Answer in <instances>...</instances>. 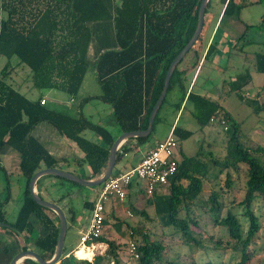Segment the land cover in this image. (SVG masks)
<instances>
[{
	"label": "trees",
	"instance_id": "1",
	"mask_svg": "<svg viewBox=\"0 0 264 264\" xmlns=\"http://www.w3.org/2000/svg\"><path fill=\"white\" fill-rule=\"evenodd\" d=\"M202 1L115 0V9L111 12L103 0H0V58L8 61L0 70V152L5 146L16 150L21 156L19 168L26 178L25 200L15 221L8 220L4 210L5 201L0 203V232L10 230L13 233L19 243L17 250L21 252L35 249L43 259L49 261L56 252L60 235L58 217L52 210L33 200L29 184L36 172L44 168L59 167L65 159L53 157L32 135L35 126L42 121L51 124L84 152V161L92 175L101 176L107 168L110 149L116 139L106 127L87 118L82 108L87 103L99 100L113 109L122 132L146 130L168 69L196 30ZM211 1L206 16L211 9ZM240 8L236 0H228L223 17L235 15ZM104 20L114 22L117 47L105 51L91 64L87 60L91 41L89 23ZM201 38L202 36L199 40ZM199 40L189 53L195 49ZM214 49L215 46L211 43L206 56L212 54ZM14 59L17 60L15 66L12 65ZM180 64L172 76L168 93L173 85L180 84L183 94L177 104L178 110L187 99L193 103L194 117L201 127L208 126L213 119H218L223 128L227 127L226 132L230 133L227 156L221 161L213 157L212 153L208 160L198 157L183 158L178 161L177 172L170 178L167 186L157 187L152 195H148L142 185L138 188L140 193L148 197L147 205L154 209L164 234L165 230H173L184 246H195L207 256L230 248L239 257L220 262L209 258L206 261L191 258L188 263H184L179 261V254L176 253L168 260L166 241L163 238L154 239L148 227L138 224L124 232L123 221L114 217L115 223H111L105 214L103 232L94 241L106 245L107 250L102 256L94 258L95 264H101L106 258H113L114 264H120L125 248L134 264L253 263L256 240L264 228V214L261 213L264 211V146L252 149L247 143L241 142L239 123L221 109L217 101L193 91L188 93L183 84L186 70H180ZM18 66L29 68L28 77L33 88L43 93L52 89L59 90L73 99L78 97L87 74L93 69L100 91L95 96L83 99L77 112H63L49 106L47 102L42 105V98L30 101L9 82L8 79ZM255 68L264 74V54L256 55ZM251 78L250 73L237 75L229 82L231 91L243 99L240 92L251 82ZM260 97L261 93L255 99L247 100L257 114L264 110V103L259 102ZM166 100L167 97L156 116L151 135L156 124L163 120L160 113ZM88 131L94 132L100 141L87 138ZM173 131L179 139L192 136L191 131L177 125ZM151 135L147 138L130 139L122 145L116 164L130 150V141L136 140L139 145L146 144ZM210 165L216 169L213 174H210ZM241 165L247 167L245 193L241 201L244 210L239 215L230 207L226 216H222L226 204L223 198L225 190L218 182L220 175L228 171L225 186L231 189L235 181L229 170L239 171ZM205 181L212 182L213 190L207 201L201 204L199 200ZM133 186L135 184L130 190ZM84 205L93 210V203L86 201ZM192 207L206 209L205 212L213 218L214 227L227 231L228 240L208 235ZM182 211L186 212L185 217H182ZM130 212L131 216L149 219L146 210H139L135 205H132ZM70 214L73 226L76 224L73 208H70ZM113 215L111 213L112 217ZM33 217L35 221H32ZM37 225L43 227L44 233L36 235ZM113 230L123 238L128 236V242L121 244L111 239ZM31 241L34 249L28 246ZM1 250L6 254L12 251L7 246H3ZM72 251L73 249L66 251L59 264H92L88 260H79ZM27 261L39 264L31 258L24 259L22 264H29Z\"/></svg>",
	"mask_w": 264,
	"mask_h": 264
},
{
	"label": "rangeland",
	"instance_id": "2",
	"mask_svg": "<svg viewBox=\"0 0 264 264\" xmlns=\"http://www.w3.org/2000/svg\"><path fill=\"white\" fill-rule=\"evenodd\" d=\"M215 3H217V0L211 1V9H209V12L206 16L204 28L201 34L202 38L199 40V43L196 47H198V45L202 42H206L207 39H209V36L211 35L213 28L217 22L220 10H218ZM238 3L241 8L237 11L234 17H230L228 15L225 18L222 17L217 27V30L219 28L218 33L216 34V41H218L222 36L228 35L224 34L225 31H229L232 37L236 38V44H238L237 48H229V50L233 52V63L231 61V66H233V68H229L228 73L224 75H217L216 72H213L211 70V67L207 65L203 69V72L199 77L193 92L196 94H202L204 96L208 94L209 96H212L213 99H216V101L220 105V108L229 113L230 116L237 123H239V140L241 142H244L245 144L247 143V145L251 146L252 149H254L259 145L264 146V110L259 114L255 113L253 107H251L247 103V100L255 99L256 96L261 93L259 102L264 103V74L259 73L255 68L256 55L264 54V0H240V2ZM190 60L191 58L189 54L185 57L179 68L187 66ZM13 62L16 63L17 60L14 59ZM18 72H21V77H19L18 74L13 73L8 79L9 82H13V80L17 79H25L26 82V80L28 79V74L30 72L29 68L23 66V69L19 70ZM244 73H250L252 78L251 82L240 92V94L243 96V99H241L236 92L231 91L229 82L232 80V77H234L235 79L237 75ZM193 74L194 71H191V69H189L188 72L186 71V74H183L185 76V80L183 81L185 87L189 86ZM182 94L183 93L180 90V84L173 85L167 95V100L160 113V117L161 119L163 118V120L156 124L155 131L153 135H151L149 141L146 144H142V151L148 150L157 142L163 141L168 137L173 120L175 119L176 114L179 111L178 108L174 106V103L178 101L180 102ZM191 105L192 102H189L186 107L185 105L183 106L178 118L177 126L191 131L192 136L187 139L178 138V147L175 151L176 158L178 160H181L183 158L198 157L200 159L203 158L205 160H208L210 158V153H212L213 157L217 158L220 161L223 160L227 156L230 133L226 132V130L223 128L224 126L218 119H216L215 122H211L206 127H201L194 117V112L191 111ZM1 158L4 159V156ZM11 160V164H14V167L10 164L8 166V169H10L11 172H14V168L16 166H19L18 162H16L17 156L11 158ZM1 164L2 162H0V200H5L4 198L7 195L8 188L6 189V192H2V190H4L3 188H6V186H9L10 184L12 186L10 190L12 192H15L16 188L14 185L16 184L18 176L14 172L13 177H11V181H8L7 176L9 175H7L8 173L5 172V170L2 168L4 165ZM121 164L122 163L118 161L117 165L115 166L114 172H117V170L119 169H122L124 171V169L128 168V165H126V161L124 162L123 166H121ZM84 166L85 170L87 171L88 166ZM59 168L61 170L63 169L64 171L65 169H67L65 164L59 165L58 169ZM210 168V174L216 172V169L214 167L211 166ZM246 169V165H241V169L239 171H236L234 169L229 170V172L232 173L235 181L231 189H228L225 186L227 175L226 173H228V171H224L223 174L220 175V179L218 182L219 185L225 190L223 198L226 204L225 209H223L221 213L222 216H226L227 211L228 209H230V207L236 214L241 215V213L243 212L244 209L241 206V201L243 200L245 193ZM76 171L79 172V169L77 168ZM60 180L63 181V183H65L66 185H70V187H73L75 189L77 188L81 191V194L79 193V196H70L71 199L69 198L71 200V206L74 211L77 225L76 227L71 226V221L69 218V231L67 232L64 247L65 254L66 251H71V249L75 250L76 248H78L81 235L82 233L86 232L88 228L91 214V210L85 207L84 202L88 201L95 204L98 200V193L101 191L102 185L97 187H84L74 184L65 179ZM137 182L140 185H143V181L137 180ZM137 184H135V186H133V188L130 190V198L128 197L122 203L113 199L110 203L107 204L106 215H108L111 223H115L114 217L123 221L125 223L123 227L124 232L130 230L131 226L136 227L138 224L145 225L153 233L152 236L154 239L160 240L163 238L166 241V250L169 254V257H166L168 258V260H170L176 253L179 254V261L184 263H188L191 258L198 261H206L211 259L216 262L232 261L238 259L239 256L230 248L225 251L220 250L217 253H211L210 256H207L202 250L197 249L195 246H193L192 248L184 246L183 243H181V239L176 236L173 230H165L164 234L162 227L156 219L154 209L152 207H148L147 205L148 197H145L142 193H140L138 186H136ZM58 187L63 188L62 186ZM48 189L51 190L52 187H48ZM212 190V182L205 181L204 191L199 200L201 204L203 201H207ZM132 205H135V207H137L139 210L145 209L149 215V219H145V217L142 218L135 215L129 216L128 211L130 212ZM10 208L12 209V212H14V216L17 212H19L17 206L14 209L13 205H11ZM192 208L195 215L198 216L201 226H203L208 235L212 234L216 238H222L225 241L228 240L227 231L217 226L214 227L213 218L210 217L211 215L205 212L206 209H197L195 207ZM111 213L114 214L113 217L111 216ZM261 213L264 214V211H262ZM181 215L182 217H185L186 212L182 211ZM9 216L11 219L13 218V215L10 214ZM262 220L264 223V215L262 216ZM38 232L40 233L39 228L37 229L36 235H39ZM163 235L164 237H162ZM128 238V236L123 238V236L118 234L115 230L112 231L111 239L115 240L117 243H127ZM15 239L16 238H14L13 235H9L8 238H1L0 247L7 245L11 249L15 246L16 248H18L19 243ZM32 241L28 243L30 249H34ZM13 242H15L17 245L10 244ZM256 242V252L254 254V260L252 264H264V228L260 232V237L256 240ZM16 248H13L12 252L9 253V257L4 261V264H10L15 255L20 252ZM106 250V245L101 249L96 250L91 259H84L83 257H79L78 255L77 256L79 257V260H88L91 261L92 264H95L94 258L102 256ZM129 256L130 255L128 253V249L125 248L124 251H122L120 264H134L133 260L130 259ZM114 262L115 260L113 258H106L101 264H114ZM22 263L23 261L20 262V264ZM0 264H2L1 261ZM65 264L69 263L65 262Z\"/></svg>",
	"mask_w": 264,
	"mask_h": 264
},
{
	"label": "crops",
	"instance_id": "3",
	"mask_svg": "<svg viewBox=\"0 0 264 264\" xmlns=\"http://www.w3.org/2000/svg\"><path fill=\"white\" fill-rule=\"evenodd\" d=\"M103 1L107 5V7H109L110 11L113 12L115 9V4H116L115 0H103ZM238 2H240V0H236L237 5H239ZM227 3H228V0H217V3L215 4L218 10H220V12L218 15L217 22L213 28V31L211 35L209 36V39H207L206 42H202L201 44H199L198 47H195V49L191 51V53H189L191 60L188 63V65L180 68V70H186L187 72L189 69H191V71H194V74H193L192 79L190 80L189 86L186 87L188 90V93L194 90L196 83L203 72V69L207 65H209L211 67V70L213 72H216L217 75L218 74L224 75L228 73L229 68H233V66H231V64L233 63V55H232L233 52L230 51L229 48L231 47L237 48L238 44H236V38L232 37L229 31L227 32L225 31L224 34H228L229 36L228 35L222 36L218 41H216V37H217L216 34L218 33V30H219V28L217 30V27H218L220 20L223 17V12H224V9ZM234 16L235 15L230 16V17H234ZM89 25L91 27V41H90V45H89L88 52H87V60L91 64H93L94 61H96V59H98V57L102 53L116 48L117 41H116V35H115L114 22L112 20L91 22L89 23ZM211 43L214 44L215 49L212 52V54H210L209 56H206ZM13 61H12V65L15 66L17 62L14 63ZM7 62L8 61L6 58H3V59L1 58L0 70L7 64ZM21 69H23V66H18L16 70L14 71V73L18 74L19 77H21L20 75L21 72L24 71L23 70L21 72H18ZM232 80H234V77H232ZM10 83H12L13 86L19 89L22 93H24L25 96L30 101H37L39 98H42L46 100L49 106L55 109L61 110L63 112H71V113H75L77 112V110L81 108L80 104L83 101V99L89 96H95L100 91L99 83L97 81V78H96V75L93 69H91L89 73L87 74L83 82V85L81 87V91L78 97L75 99L71 98L64 92H61L55 89L48 90L45 93H43L39 91L38 89L32 87L33 83L29 77L26 80V82H25V79H17V80H13V82H10ZM199 95H202V94H199ZM206 96L211 98V100L216 101V99H213L212 96H209L208 94ZM189 102L190 101L185 99L182 106L179 108V111L176 114V117L173 120V123L171 125L169 135L174 130V127L178 125L177 124L178 118L182 111L183 106L185 105L186 107ZM179 103H180L179 101L175 102L174 106L177 107V104ZM82 110H83L84 115L87 118L91 119L94 123L101 125L103 127H106L110 131L112 136L115 137V139H117L121 134L124 133L119 127V124L117 122L113 109L109 105L99 100H94L90 103H87L82 108ZM191 111L195 112L193 103L191 105ZM32 135L50 152V154L53 157L57 159H65V161L61 162V164H65L67 167L65 171L75 173L76 175H79V176L83 175L84 178L91 179V180H95L100 177V176L92 175V172L88 164L84 161V157H85L84 152L74 142H71L70 140L62 136L48 122L46 121L39 122L33 129ZM86 136L87 138L95 142L100 141V139L96 136L94 132L88 131L86 133ZM128 141H126L124 144H126ZM128 147L130 150L125 152L119 160V162L122 163L121 166H123L124 162L126 161V165H128V168L124 169V171L122 169H119L117 170V173L128 172L131 169L135 168L141 161L143 155L150 149L149 148L146 151H142V145H139L136 140L130 141L128 143ZM3 156H4V159L1 158ZM15 156H17L16 162H18L19 164V166H16L14 168L15 174H17L18 176L16 180V184L14 183L16 190L15 192H12L10 190L12 186L9 184V186H6V188H3L4 190H2V192L3 191L6 192V189L9 187L7 191V195L4 198V199H7V198L8 199L0 200V203L5 201L4 210L6 212V215L9 221H15L17 214H18L17 212L14 216V212H12V209L10 208V206L13 205L14 209L17 206V209L19 211L24 203L26 178L24 177L23 173L21 172L19 168L20 161H21L20 154L16 150L8 146L3 147V149L0 152V162H2V164L4 165L2 168L5 170V172L8 173L7 175H9L7 176L8 181H11V177H13L14 175V172L13 171L11 172L10 169H8V166L11 164V161H12L11 158H14ZM84 165L88 166L87 171L85 170ZM11 166L14 167V164H11ZM77 168L79 169V172L81 170L80 173L76 171ZM58 178L59 177H55V176H44L37 181L36 189H37L38 194L43 199L47 201H51V202H56L63 209L67 217V221L69 222V218H71L70 208H72L70 196L77 197L79 196V193L81 194V191L77 188L75 189L73 187H70V185H66L65 183H63V181H61ZM58 186H62L63 188H59ZM48 187H52V189L49 190ZM60 189H64V190H60ZM128 197L129 196H127V198ZM61 198H63V200L60 201ZM10 214L13 215L12 219L9 216ZM35 220L36 219L33 217L32 221H35ZM76 225L77 223L73 225V227H76ZM38 228L40 229V233L38 232V234L44 233L43 227H40L39 225H37L36 232ZM12 234L10 230L0 232V242H1V238L2 239L8 238L9 235H12ZM10 244H16V243L13 242ZM4 246H7V245H4ZM2 247H0V261L2 264H4V261L9 257V253H11L12 251H10L7 254L3 253L1 250ZM13 248H16V246ZM13 248L12 249L10 248V249L13 250Z\"/></svg>",
	"mask_w": 264,
	"mask_h": 264
},
{
	"label": "built area",
	"instance_id": "4",
	"mask_svg": "<svg viewBox=\"0 0 264 264\" xmlns=\"http://www.w3.org/2000/svg\"><path fill=\"white\" fill-rule=\"evenodd\" d=\"M45 103L46 100L42 99L41 104ZM212 122L215 120L213 119ZM222 123L224 124V121ZM224 129L226 130L227 127ZM177 147L178 138L172 131L165 140L151 147L135 168L123 173L113 172L110 179L102 185L98 200L90 214L88 228L82 233L78 248L72 251L74 256L79 258L77 253L81 250H91L94 254L96 250L105 246L94 240L103 232L107 204L113 199L120 203L124 202L132 185L138 183L137 180L143 181L142 186L148 195H152L157 187H165L169 184L170 178L177 172L179 161L175 154ZM137 186L141 185L138 183ZM128 215L131 216L129 211Z\"/></svg>",
	"mask_w": 264,
	"mask_h": 264
},
{
	"label": "water",
	"instance_id": "5",
	"mask_svg": "<svg viewBox=\"0 0 264 264\" xmlns=\"http://www.w3.org/2000/svg\"><path fill=\"white\" fill-rule=\"evenodd\" d=\"M209 2L210 0L202 1L200 5V9H199L198 23H197L196 30L192 38L185 45V47L178 54V56L174 59V61L171 63L168 69L162 92L151 112L148 128L142 131L125 132L116 139V141L114 142L113 146L110 149L107 168L98 179H95V180L86 179L72 172L64 171L58 168H44L34 174L29 184L30 194L33 200L40 206L47 208L49 210H52L60 221V235L57 241L56 252L54 256L52 257V259L47 261L43 259L34 250L21 251L17 255H15V257L12 259L10 264H20V262H22L24 259H27V258L36 260L39 264H58L60 262L64 254L65 240H66V236L68 232L67 217L63 209L56 202L47 201L38 194L37 189H36L37 181L44 176H55V177L66 179L79 186L97 187V186L103 185L106 181L110 179V177L113 175L114 168L117 162V155L122 145L130 139H137L141 137L147 138L152 134L156 116L160 108L162 107L164 100L167 97L170 84H171V79H172V76L177 66L182 62V60L186 57V55L190 52V50L194 47V45L197 43V41L201 37L204 24H205V16H206V11H207Z\"/></svg>",
	"mask_w": 264,
	"mask_h": 264
},
{
	"label": "bare ground",
	"instance_id": "6",
	"mask_svg": "<svg viewBox=\"0 0 264 264\" xmlns=\"http://www.w3.org/2000/svg\"><path fill=\"white\" fill-rule=\"evenodd\" d=\"M79 257H83L84 259H91L93 257V252L91 250L86 251V250H81L77 253ZM26 261V260H25ZM28 262V261H27ZM29 263V262H28ZM31 263V261H30ZM29 263V264H30Z\"/></svg>",
	"mask_w": 264,
	"mask_h": 264
}]
</instances>
